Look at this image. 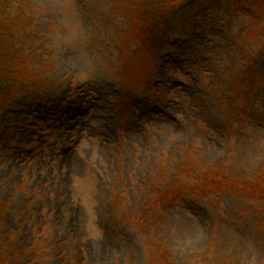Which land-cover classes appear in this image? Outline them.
<instances>
[{
	"label": "rangeland",
	"instance_id": "374dc122",
	"mask_svg": "<svg viewBox=\"0 0 264 264\" xmlns=\"http://www.w3.org/2000/svg\"><path fill=\"white\" fill-rule=\"evenodd\" d=\"M115 8L0 0V29L24 15L33 42L5 66L28 95H0V264H264V92L228 88L239 47L264 44V0L239 47L173 21L161 57L131 68ZM10 33L0 41L23 34ZM214 166L235 182L210 184ZM115 188L129 216L115 215Z\"/></svg>",
	"mask_w": 264,
	"mask_h": 264
},
{
	"label": "trees",
	"instance_id": "16d2710c",
	"mask_svg": "<svg viewBox=\"0 0 264 264\" xmlns=\"http://www.w3.org/2000/svg\"><path fill=\"white\" fill-rule=\"evenodd\" d=\"M251 1L253 0H131L132 3L129 5L125 3L121 10L115 9L127 20L128 31L123 35H130L139 42L138 51L146 58L142 60V64H148L146 60L163 51L167 46L170 33H175L174 28H171L172 20H179L182 26L187 22L193 23L192 27H205L210 23L215 25V15L219 10L222 13H227V16L232 17L234 21L238 20L240 24H245L246 19L253 16ZM248 3L249 5H247ZM28 23L30 22L24 15L16 14L15 18L5 17L0 29V36H11L12 26H16L20 32H23L18 38L12 35V39L0 41V95L8 99H14L20 94H28L27 92L30 91L28 82L8 75V70L5 68L7 57L16 55V58L21 61L26 47L33 44L32 39L29 40L31 33L26 32ZM190 33L192 32L190 31ZM37 34H35V38L38 37ZM234 55L242 60V64L236 71L239 79H236L235 76L231 78L230 88L233 91L238 90L239 86L245 87L252 80H255L256 83L257 79L264 78V44L252 53L247 54L243 49L242 52L239 51ZM4 105L2 99L0 106ZM169 169L170 166L167 168V172H172ZM211 171L215 173L213 180L210 181V184L214 186H221L227 181L235 182L236 175L231 176L224 169L214 166ZM159 172L160 168L156 173ZM257 186L259 187L258 193L264 192V178L261 179L259 185L257 183ZM169 187L167 185L163 189L162 198L165 197V190H167L166 198L170 192L175 190H168ZM210 192L211 190L208 193ZM201 194L205 196L207 193Z\"/></svg>",
	"mask_w": 264,
	"mask_h": 264
}]
</instances>
